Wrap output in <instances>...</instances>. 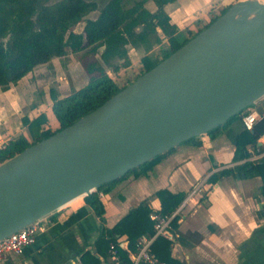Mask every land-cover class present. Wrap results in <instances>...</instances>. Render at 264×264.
<instances>
[{"label":"water","instance_id":"1","mask_svg":"<svg viewBox=\"0 0 264 264\" xmlns=\"http://www.w3.org/2000/svg\"><path fill=\"white\" fill-rule=\"evenodd\" d=\"M239 13L257 15L236 20ZM263 95L264 3L237 0L101 105L0 163V239Z\"/></svg>","mask_w":264,"mask_h":264},{"label":"crops","instance_id":"2","mask_svg":"<svg viewBox=\"0 0 264 264\" xmlns=\"http://www.w3.org/2000/svg\"><path fill=\"white\" fill-rule=\"evenodd\" d=\"M235 1L175 0L167 3L164 9L179 31L190 29L194 32L213 17L209 16L211 7L216 6L218 14ZM145 7L153 11L155 4L148 0ZM159 35V45L164 46L166 38L161 33ZM157 45L148 53H153ZM132 49L140 63L141 50ZM11 85V88L0 91V142L6 144L19 134L30 138L27 126L22 122L24 117L32 120L43 114L47 118L43 129L48 124L52 129L56 127L51 114L50 96L48 111H45L40 99L36 100L37 104H32L35 101L32 93H25L18 85ZM62 96L65 95H59ZM252 108L260 114L264 113V95ZM242 114L222 126L215 136H198L199 145L178 144L146 175H130L118 181L109 192L102 193L103 196L99 197L104 205L102 225L83 196L75 198L44 217V229L37 233L35 241L26 246L22 254H9L0 264H85L81 255L86 251H90L99 264H108L114 259L110 249L103 247L99 250L95 241L102 226H114L142 201L158 212L160 200L155 194L157 190L183 192L186 198L201 181V191L187 200L176 216L170 256L181 264H264V195L260 191L261 179L241 175L237 178L236 173L239 172L235 169L245 160L257 161L264 155V134L255 145H248L250 156L247 159L235 161V139L244 130ZM226 169L233 172L220 175ZM212 175L217 176L215 182L209 181ZM123 238L120 237L119 241L122 242Z\"/></svg>","mask_w":264,"mask_h":264},{"label":"trees","instance_id":"3","mask_svg":"<svg viewBox=\"0 0 264 264\" xmlns=\"http://www.w3.org/2000/svg\"><path fill=\"white\" fill-rule=\"evenodd\" d=\"M146 1L148 0H135L131 6L124 7L125 0H107L96 17L86 18L97 9L95 1L59 0L53 4H44L43 0H0V87L16 84L36 66L47 63L54 57L63 56L68 51L78 52L88 48V58L83 63L88 82L62 97L54 90L50 91L51 114L56 127L52 129L48 124L43 129V123L47 122L43 114L32 120L24 117L22 122L27 126L30 138L19 134L9 139L4 147L0 148V163L70 125L123 88L126 84L118 85L106 68L117 71L120 66L128 64V46L141 50V66L132 79L134 80L207 27L227 8H222L194 32L190 29L182 32L171 23L164 9L167 3L175 0H152L155 4L153 11L145 7ZM80 21L84 22L82 31L76 32L74 26ZM159 33L166 38V44L161 49L160 56H153L148 52L154 45L161 43ZM233 118L205 134L215 136L219 129ZM263 134L264 113L255 121L252 130L244 129L237 135L233 159H247L250 156L248 145H255ZM182 143L199 145L200 140L192 137ZM171 150L172 148L83 196L84 201L99 217L101 225L104 223V205L98 193L109 192L118 181L130 175H146ZM235 169L246 177H260V191L264 195V155L257 161L245 160L236 165ZM232 172L231 169H226L222 170L220 175ZM216 180L215 175L209 178L210 182ZM155 194L160 200L158 212L168 215L173 213L185 198L183 192L172 193L167 189H159ZM151 211L153 210L147 202L142 201L114 226L101 227L95 240L97 248L100 250L104 247L109 250L110 244H114L117 253V259L108 264H127L130 261L129 255L136 250L138 241L143 237L153 236V221L149 217ZM172 224L175 228L176 217ZM120 237H124L122 242L119 241ZM170 246L171 241L158 236L152 241L150 249L169 264H181L170 256ZM81 259L85 264H99V260L90 251L84 252Z\"/></svg>","mask_w":264,"mask_h":264},{"label":"rangeland","instance_id":"4","mask_svg":"<svg viewBox=\"0 0 264 264\" xmlns=\"http://www.w3.org/2000/svg\"><path fill=\"white\" fill-rule=\"evenodd\" d=\"M59 0H43L44 4H53ZM97 3V9L86 16V18H94L98 15L100 9L107 0H88ZM135 0H125L124 7H129ZM219 9L216 6L211 7L210 17L215 16ZM84 22L80 21L74 26V31L81 32ZM163 44L157 45L156 50L150 54L160 56ZM129 56L133 60L126 65L120 66L118 72L107 67L108 74L114 81L122 86L127 81L130 82L134 78V74L139 72L140 63L132 46L127 47ZM88 48L78 52L68 51L65 55L54 57L44 64L36 66L30 74L23 78L20 83L14 84L13 87L19 86L23 92L32 93L35 101L32 104H37L36 100L40 99L42 105H45V111H48L50 104V90L58 92L59 95H66L71 90L82 87L88 82V76L83 69V63L88 58ZM102 50V48H100ZM98 58V57H97ZM118 62V60L116 61ZM0 87V91L11 88ZM35 102V103H34ZM45 103V104H44ZM253 107V105L251 106ZM204 197V195H203Z\"/></svg>","mask_w":264,"mask_h":264},{"label":"built area","instance_id":"5","mask_svg":"<svg viewBox=\"0 0 264 264\" xmlns=\"http://www.w3.org/2000/svg\"><path fill=\"white\" fill-rule=\"evenodd\" d=\"M242 113L241 120L243 128L245 130H252L255 121L260 117V113L251 106L246 108ZM4 145L3 142H0V148L4 147ZM202 183L203 181L190 190L186 198H184L183 202L180 204V207H178L173 213L168 215L157 211L150 212L149 217L153 221L154 234L150 238H142L138 241L136 250L129 255L130 261L127 264H169L167 261L156 256L151 251L150 245L154 238L158 236L171 242L174 241L175 234L172 222L185 202L201 191ZM98 196H103L102 192H99ZM44 217H41L0 239V262L9 254H22L24 248L35 241L37 233L44 229ZM109 249L112 257L116 260L117 253L114 244H110Z\"/></svg>","mask_w":264,"mask_h":264},{"label":"bare ground","instance_id":"6","mask_svg":"<svg viewBox=\"0 0 264 264\" xmlns=\"http://www.w3.org/2000/svg\"><path fill=\"white\" fill-rule=\"evenodd\" d=\"M245 1H249V2H252V3H255V2H258V3H264V0H245ZM257 14H251V13H248V14H243V13H239L237 15H235V19L236 20H241V19H250V18H253L255 17ZM81 197V196H80ZM78 198V197H77Z\"/></svg>","mask_w":264,"mask_h":264}]
</instances>
